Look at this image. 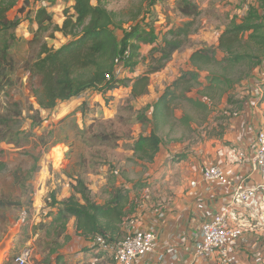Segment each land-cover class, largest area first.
Returning a JSON list of instances; mask_svg holds the SVG:
<instances>
[{
    "label": "rangeland",
    "instance_id": "1",
    "mask_svg": "<svg viewBox=\"0 0 264 264\" xmlns=\"http://www.w3.org/2000/svg\"><path fill=\"white\" fill-rule=\"evenodd\" d=\"M149 1L103 0L108 9L120 13V18L125 21L124 28L131 26L130 17L140 10L141 26L147 31L153 27L157 38L152 43H141L137 57L139 65L134 66L142 73L159 64V48L165 38L173 36L171 31L191 23L188 36H180L184 39L183 46L161 70L150 74L149 94L133 98L129 92L130 83L126 80L134 76L128 73L129 67L121 64L117 76L124 83L119 90L112 94L103 93L101 89L86 92L83 98L60 103L54 109L41 108L37 103L40 77L26 69L25 63L38 57L41 42L59 48L72 38L54 31L53 26L36 37L34 15L28 10L46 5L53 14L54 24L61 26L72 0H56L51 5L47 0H29V3L21 0L19 6L10 10V19H19L20 23L6 33L15 70L11 73L9 85L0 92V115L19 119L17 126L25 132L21 135L29 134V139L21 140L20 144L0 140V201L7 202L0 208V264H18L16 257L26 247L33 251L28 264H115L109 253L97 250L93 243L77 251L73 250L75 243L72 245L70 241L60 246L64 239L56 237L48 226L56 212L52 195L55 194L57 200L69 197L77 177L85 180L92 198L98 203L110 198V191L117 186L118 178H126L129 186L133 184L129 189L134 192L131 196L143 189L150 193L155 190L147 182H142L143 175L149 171V161L139 160L130 149L140 134L151 131L148 120L143 123L140 119L141 114L148 117L151 108L147 106L169 83L190 69V53L201 47H216L220 33L233 21L240 22L252 6L258 5L257 0H192L199 11L197 15L187 16L179 10V0H159L151 7ZM115 32L122 37L123 29L118 28ZM217 56L222 60L224 53L219 50ZM246 67L235 69L231 75L233 80L243 75ZM217 70L222 71L219 67ZM208 94L212 104L220 101L219 90H208ZM85 100L87 103L83 106ZM175 102L179 105L174 106L172 124H163L164 128L158 130L168 141L193 136L186 123L193 119L202 122L208 112L185 99ZM33 115L39 116L41 122H33ZM186 115L190 119H186ZM5 131L6 127L0 126V139ZM41 136L46 143H42ZM57 151L61 155L59 160L55 157ZM180 156L177 155L172 162L181 161L178 160ZM259 210L264 213L262 208ZM251 220L263 222L246 214L243 221L248 229L260 228L259 224L252 225ZM87 251L89 257L79 255Z\"/></svg>",
    "mask_w": 264,
    "mask_h": 264
},
{
    "label": "trees",
    "instance_id": "2",
    "mask_svg": "<svg viewBox=\"0 0 264 264\" xmlns=\"http://www.w3.org/2000/svg\"><path fill=\"white\" fill-rule=\"evenodd\" d=\"M20 1L0 0V92L9 85L11 73L15 70L9 50L10 40L6 33L20 23L19 19L12 20L9 17L10 10L19 6ZM22 1L29 3V0ZM47 1L51 5L56 0ZM157 1L159 0H150V7ZM257 2L258 5L252 6L240 22L233 21L232 25L220 33L216 47H201L192 52V69L183 71L176 80L166 86L154 104L147 106L153 107L151 120L144 113L141 114L142 122L149 120L153 123V128L150 134H141L132 147L139 160L152 162L155 159L163 141L158 133L160 121H170L177 99L192 101L186 93L201 84V72H208L207 88L220 92L249 77L251 72L264 62V0ZM178 5L179 10L187 16L198 14V5L192 0H179ZM28 12H33L34 15L32 21L36 25V37L53 26L54 31H60L72 38L59 48L41 42L38 57L28 59L25 63L26 69L40 77L36 99L44 109H54L60 103L83 97L88 91L101 89L103 93H109L119 89L124 81L117 76L116 71L120 66L117 60L129 67L128 73L136 74L126 80L130 83L128 85L133 98L147 94L150 74L161 70L171 56L183 46L184 39L180 36H188L191 24L187 23L172 30L173 36L165 38L159 48V64L138 74V68L134 66L139 63L137 57L141 43H152L157 38L153 27L147 31V28L141 26L138 18L141 10L130 17L132 24L128 29L124 28L125 21L120 18V13L108 9L103 0H97L95 3L93 0H72L65 11L61 26L54 24L53 14L46 5ZM118 28L123 29L121 38L115 32ZM219 50L224 53L222 60L217 56ZM243 65L247 66L243 75L233 80L232 72ZM218 67L222 71H218ZM86 103L85 100L82 105L86 106ZM197 104L203 106L201 102ZM32 119L35 123L41 122L39 116L33 115ZM18 122L19 119L0 115V126L6 127L0 140L8 139L16 144H20L23 139L28 140L29 134L21 135L25 132L17 126ZM40 138L42 143H46L44 136ZM72 188L73 193L62 200H57L56 195H52V205L56 207V212L48 226L56 237L62 236L64 239L61 247L71 240L68 230L71 221H74L77 234L90 241L97 235H102L109 241L119 240L125 235L124 222L137 208L136 202L131 200L128 188L119 185L113 187L110 198L104 203H98L92 198L91 190L80 177L76 178ZM6 205L7 202L0 201V208Z\"/></svg>",
    "mask_w": 264,
    "mask_h": 264
},
{
    "label": "crops",
    "instance_id": "3",
    "mask_svg": "<svg viewBox=\"0 0 264 264\" xmlns=\"http://www.w3.org/2000/svg\"><path fill=\"white\" fill-rule=\"evenodd\" d=\"M189 66L192 69L191 65ZM137 70L138 74L142 73L141 70ZM207 75L208 72H201V84L186 93L188 98H192L190 102L193 104L198 105V102L203 104L202 107L208 110L206 117L199 123L194 119L186 123L193 136L168 141L160 134L163 138L160 150L155 159L147 163L149 171L142 177L143 183L147 182L156 189L151 193L143 189L142 192L138 191L135 196H131L137 208L124 222L123 229L126 231L128 227L133 230L153 227L157 232L154 250L138 264H187L194 259L195 243L203 222L213 218L231 200L232 195V187L204 179L205 166L220 165L229 177L236 180L248 177V184L260 181L258 174L250 176L252 163L239 159L236 154L231 153V149L237 148L240 152L252 154L257 133L264 128V62L257 66L249 77L235 83L230 89L220 91V101L216 105L212 104V98L207 92L217 89L207 88L209 86ZM119 89L110 91L109 94ZM88 92L94 93L95 90ZM129 92L131 93V90ZM159 97L152 101L151 105ZM175 103L174 106L177 107L179 104ZM173 116L174 114L169 122L160 121L159 126L163 129V124H172ZM186 116V119H190L188 115ZM152 117L153 107L147 118L151 120ZM148 123L152 130L153 123L149 120ZM179 154L181 159L178 160L181 161L172 162ZM192 181H196L197 185L192 186ZM129 184L126 178H118L117 185L133 188V184L132 186ZM133 193L131 191L130 195ZM263 204L264 202L261 205ZM159 210L164 211L162 218L159 217ZM245 214L248 216L252 214L263 222L251 220L252 225L259 224L260 228H250L239 242L237 264H264V213L257 209H248ZM68 230L71 244L75 243L74 251L90 247L92 241L77 234L74 221L70 222ZM79 255L89 257L90 253L80 252Z\"/></svg>",
    "mask_w": 264,
    "mask_h": 264
},
{
    "label": "built area",
    "instance_id": "4",
    "mask_svg": "<svg viewBox=\"0 0 264 264\" xmlns=\"http://www.w3.org/2000/svg\"><path fill=\"white\" fill-rule=\"evenodd\" d=\"M117 63L121 65V61L117 60ZM107 77L110 78V75ZM231 153L236 154L243 161L251 162L250 176L258 174L260 181L248 184V177L236 180L226 175L224 168L220 165L205 166L204 179L218 181L232 187V195L231 200L213 218L203 222L199 238L195 243L194 259L187 264H197L198 262L236 264L238 262L237 246L249 230L243 221L246 215L245 211L264 208V204L261 205L264 202V128L257 133L252 154H245L237 148L231 149ZM191 185L196 186L197 182L192 181ZM163 216L164 211L160 212L159 210V217ZM125 232L122 238L114 241L97 235L92 243L98 247V250L109 253L115 264H138L141 259L154 250L157 232L153 227L136 230L128 227ZM32 253L31 247L24 248L16 257V262L28 264ZM176 253L177 251H175Z\"/></svg>",
    "mask_w": 264,
    "mask_h": 264
},
{
    "label": "bare ground",
    "instance_id": "5",
    "mask_svg": "<svg viewBox=\"0 0 264 264\" xmlns=\"http://www.w3.org/2000/svg\"><path fill=\"white\" fill-rule=\"evenodd\" d=\"M55 157H56L58 160L60 159L61 155H60V153H59L58 151L56 152ZM6 246H7V245H6Z\"/></svg>",
    "mask_w": 264,
    "mask_h": 264
}]
</instances>
